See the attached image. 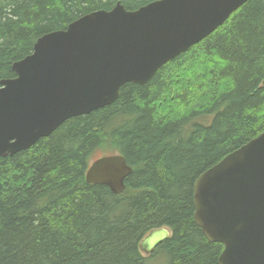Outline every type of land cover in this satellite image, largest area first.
Returning <instances> with one entry per match:
<instances>
[{"label": "trees", "instance_id": "16d2710c", "mask_svg": "<svg viewBox=\"0 0 264 264\" xmlns=\"http://www.w3.org/2000/svg\"><path fill=\"white\" fill-rule=\"evenodd\" d=\"M118 1L152 0H0V80L41 35ZM261 132L264 0H248L147 83L0 157V264H219L223 244L193 218V183ZM114 153L132 169L120 194L84 178ZM161 227L169 236L142 255L141 239Z\"/></svg>", "mask_w": 264, "mask_h": 264}, {"label": "water", "instance_id": "95a60500", "mask_svg": "<svg viewBox=\"0 0 264 264\" xmlns=\"http://www.w3.org/2000/svg\"><path fill=\"white\" fill-rule=\"evenodd\" d=\"M248 0H152L134 10L119 1L64 29L41 35L0 80V157L26 150L64 121L114 102L126 83H147L165 63L197 44ZM132 169L123 155H101L88 184L120 194ZM193 218L220 242L219 264H264V132L229 152L193 183ZM169 236L150 230V254Z\"/></svg>", "mask_w": 264, "mask_h": 264}, {"label": "rangeland", "instance_id": "374dc122", "mask_svg": "<svg viewBox=\"0 0 264 264\" xmlns=\"http://www.w3.org/2000/svg\"><path fill=\"white\" fill-rule=\"evenodd\" d=\"M210 119H211V116H209L207 118V121H210ZM142 255L149 256L150 254H144V253H142ZM146 264H165V260H164V257H162L161 255H155L154 257L150 258L146 262Z\"/></svg>", "mask_w": 264, "mask_h": 264}]
</instances>
